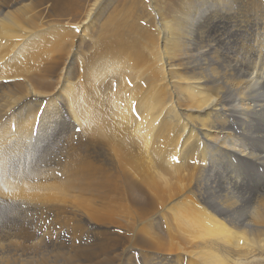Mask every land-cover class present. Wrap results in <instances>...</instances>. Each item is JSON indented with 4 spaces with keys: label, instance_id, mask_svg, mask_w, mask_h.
<instances>
[{
    "label": "bare ground",
    "instance_id": "6f19581e",
    "mask_svg": "<svg viewBox=\"0 0 264 264\" xmlns=\"http://www.w3.org/2000/svg\"><path fill=\"white\" fill-rule=\"evenodd\" d=\"M54 126L67 226L109 232L0 264H264V0H0V207L56 204L1 159Z\"/></svg>",
    "mask_w": 264,
    "mask_h": 264
},
{
    "label": "rangeland",
    "instance_id": "374dc122",
    "mask_svg": "<svg viewBox=\"0 0 264 264\" xmlns=\"http://www.w3.org/2000/svg\"><path fill=\"white\" fill-rule=\"evenodd\" d=\"M59 142V127L54 126L52 131L45 135L44 139L24 146L19 151H4L1 158L7 165L9 172L7 178H9V182L13 186L22 184V182H36V180H40L37 176L35 178L29 176V174L39 172V174L44 175V178L40 182H50L52 180V184L56 186V190L60 194V198H58L60 202L56 200V204H54V198H50L52 206L29 210L21 208L19 202L14 203L15 206L13 207H11L12 205L1 206L0 241L11 239L22 245H29L30 243L39 244V250L43 252L44 256L50 258L67 256L83 245L91 246L97 237L104 236L109 232L107 228L89 225L80 239L73 234L71 226H67L71 216L64 214L61 206V202L68 201L69 196L66 193L60 176L61 155ZM26 162L29 167L27 170H25ZM16 197L18 198V196ZM155 235L156 232L152 236ZM134 252L136 253L137 251ZM135 253L130 254L134 264L173 263L169 258L168 260H162L163 257L153 253ZM109 260L107 256H101L95 262L97 264H109ZM123 264L128 263L125 262Z\"/></svg>",
    "mask_w": 264,
    "mask_h": 264
}]
</instances>
